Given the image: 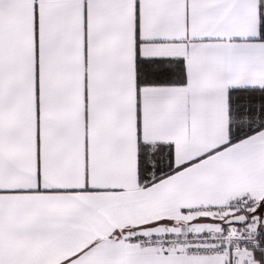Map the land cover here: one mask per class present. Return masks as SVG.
I'll use <instances>...</instances> for the list:
<instances>
[{
	"label": "snow or ice",
	"instance_id": "snow-or-ice-1",
	"mask_svg": "<svg viewBox=\"0 0 264 264\" xmlns=\"http://www.w3.org/2000/svg\"><path fill=\"white\" fill-rule=\"evenodd\" d=\"M0 264H264V0H0Z\"/></svg>",
	"mask_w": 264,
	"mask_h": 264
}]
</instances>
